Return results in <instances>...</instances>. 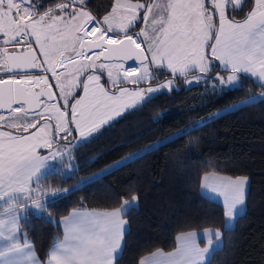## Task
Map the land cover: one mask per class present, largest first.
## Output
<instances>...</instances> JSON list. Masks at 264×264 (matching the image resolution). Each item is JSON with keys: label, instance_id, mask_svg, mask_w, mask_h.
Returning a JSON list of instances; mask_svg holds the SVG:
<instances>
[{"label": "snow or ice", "instance_id": "snow-or-ice-1", "mask_svg": "<svg viewBox=\"0 0 264 264\" xmlns=\"http://www.w3.org/2000/svg\"><path fill=\"white\" fill-rule=\"evenodd\" d=\"M41 6L33 0H0V35L13 47L11 52L0 48V73L8 75L0 79V109L7 113L0 114V129H9L0 130V264H116L125 235L123 216L136 206L135 195L110 211H74L59 222L49 216V222L63 225V239L53 243L45 260L36 255L23 231L24 213L30 207L42 212L47 198L76 187L49 192L42 186L49 162L57 165L55 174L70 178L75 149L102 127L154 93L171 90L177 75L198 72L192 79H212L215 61L228 75L216 72L214 91L241 86V74L264 87V0H211V7L206 0H115L100 19L88 10L87 0H61L43 12ZM245 6L242 19L231 15ZM141 12L144 23L135 31ZM101 57L106 62L97 63ZM128 60L137 63L125 67L121 61ZM33 69L51 72L55 85L47 76L29 75ZM154 69L169 71L172 79L153 86ZM96 71L107 73L114 91L101 83ZM81 80L84 94L76 98ZM53 88L59 89L58 96ZM259 96L264 98V92ZM254 100L249 96L239 103ZM41 148L47 155L40 154ZM216 179L219 183L209 182L205 175L202 187L224 197V216L231 220L245 201L248 178ZM199 235L182 233L172 252L157 249L139 264H206L222 234L220 229H204L205 247L197 242Z\"/></svg>", "mask_w": 264, "mask_h": 264}, {"label": "trees", "instance_id": "trees-1", "mask_svg": "<svg viewBox=\"0 0 264 264\" xmlns=\"http://www.w3.org/2000/svg\"><path fill=\"white\" fill-rule=\"evenodd\" d=\"M57 2L61 0H40L38 10ZM111 3L112 0H87V8L101 17ZM247 10L245 6L244 11L231 15L241 19ZM215 65L210 73L212 79L190 80L198 72L186 77L177 75L171 90L162 89L147 102L112 119L75 149L70 178L55 174V169L45 172L40 184L49 192L76 187L55 199L47 198L42 212L30 207L24 213L27 219L21 221L23 231L41 260L62 233L60 224L49 222V216L59 222L71 208L107 210L135 195L136 206L124 216L127 228L116 264H136L142 254L154 248H172L177 232L204 226L220 229L222 234L220 245L212 249L206 264H264V98L259 96L264 87L241 74V86L217 87L214 91L216 72L224 77L228 73L217 61ZM153 71L156 78L151 84L172 78L167 70ZM96 73L101 75V83L113 90L105 73ZM79 91L80 87L73 95ZM252 95L254 102L240 103L185 129L179 137L167 138L100 171L191 120ZM210 170L248 178L244 208L231 226L224 225L222 204L199 190L200 175Z\"/></svg>", "mask_w": 264, "mask_h": 264}, {"label": "rangeland", "instance_id": "rangeland-1", "mask_svg": "<svg viewBox=\"0 0 264 264\" xmlns=\"http://www.w3.org/2000/svg\"><path fill=\"white\" fill-rule=\"evenodd\" d=\"M39 1L40 0H33V2H38L39 3ZM17 2H19V0H17ZM122 2H126V0H122ZM131 2L132 3H136V2H140V3H146V2H149V0L148 1H143V0H131ZM115 3V0H112V3H111V5H110V7H109V9L101 16V17H97L96 15H94V16H96L97 17V19H100V18H102L104 15H106L110 10H111V8H112V6H113V4ZM27 6V5H26ZM206 6H208V7H211V0H206ZM48 7V6H47ZM44 10H41L40 12H43ZM242 19V18H241ZM216 22H217V24H218V17H217V19H216ZM143 18H142V12H141V19H140V22H139V24L137 25V27L134 29L135 31H139V28L140 27H142L143 26ZM141 40L143 39L142 37L140 38ZM32 46H34V47H36L35 46V41L33 40L32 41ZM142 46L143 47H146V45H143L142 44ZM4 47H7V49L8 48H11L12 47V45H5L4 43H3V37H2V35H0V48H4ZM208 51H209V53H210V48L208 49ZM38 52H39V50L37 49V54H38ZM40 59H43V57H40ZM103 62H106L105 60H104V58L103 57H101V60L100 61H98L97 63H103ZM218 62V61H217ZM122 63V62H121ZM124 64V63H123ZM218 64H219V62H218ZM124 66H125V64H124ZM42 70V71H41ZM38 73H33V72H29V75H32V76H47V77H49V80H48V83L49 84H52V85H55V80L54 79H52L51 78V72H47V73H45L44 71H43V69H41ZM57 71H62V69H57ZM105 73V75H106V77H107V73L106 72H104ZM227 75H228V73L225 75V78L227 77ZM194 76H192V77H190V80L193 78ZM18 78V77H17ZM85 79H86V76H85ZM168 79H172V78H170V77H167L166 79H164V80H162V81H160V82H158V83H155V84H152L153 86H156L157 84H160V83H163V82H165L166 80H168ZM107 80H108V77H107ZM80 83V82H79ZM110 85V84H109ZM141 87H145V86H147V85H140ZM129 87V86H128ZM130 87H133V86H130ZM81 89V88H80ZM83 89V88H82ZM164 89H167V88H164ZM55 91H56V94H57V96L59 95V89H56L55 88ZM262 92H264V90L262 91ZM256 94V93H255ZM77 95L78 94H75L74 96H76V98H77ZM255 96H257V94L255 95ZM251 97H253V95L251 96ZM244 98L245 97H243V98H241V99H239V100H236V101H232V102H229V103H226V104H224V105H222V106H220V107H218L217 109H215V110H212L211 112H209V113H206L205 115H203V116H201V117H198V118H195V119H193V120H191L189 123H187L186 125H184V126H181V127H179L178 129H175V130H172V131H170V132H168V133H166V134H164V135H162V136H160V137H158L156 140H154V141H152V142H150V143H148V144H145V145H143V146H141V147H139V148H137V149H135V150H133V151H130V152H128V153H126V154H124L123 156H121L120 158H118L117 160H115V161H113V162H111V163H109L107 166H105L104 168H102L100 171H103V170H106L107 168H110V167H112V166H115V165H117V164H119V163H121V162H124L125 160H128V159H130V158H132L133 156H135V155H137V154H139V153H141V152H143V151H145V150H147L148 148H150V147H152V146H154V145H156V144H158L159 142H162V141H164V140H166L167 138H170V137H172V136H174V134L175 133H177L178 131H180L181 129H183V130H185V129H187V128H189V127H192V126H194V125H196V124H199V123H201V122H203V121H205V120H208V119H210L211 117H214V116H216L217 114H219L220 112H223V111H225V110H229V109H232L233 107H228L229 105H235V106H237L238 104H240L239 102L240 101H242V100H244ZM54 102H56V101H54ZM59 103L62 105V101H59ZM0 114H4V115H7V113L5 112V113H0ZM52 123H53V125L55 124V121L53 120L52 121ZM67 163V162H66ZM49 164H50V168H48V169H46L45 170V172L46 171H48L49 169H55L56 167H57V165L55 164V162H49ZM100 171H98V172H95V174H98ZM33 187H35V184H33ZM35 211H38L37 209H35V208H33ZM237 215V214H236ZM235 215V216H236ZM235 218V217H234ZM233 218V219H234Z\"/></svg>", "mask_w": 264, "mask_h": 264}, {"label": "crops", "instance_id": "crops-1", "mask_svg": "<svg viewBox=\"0 0 264 264\" xmlns=\"http://www.w3.org/2000/svg\"><path fill=\"white\" fill-rule=\"evenodd\" d=\"M135 65H136V63H131V64H126L125 67L135 66ZM89 74H93V73H89ZM94 74H97V73L95 72ZM97 75H98V74H97ZM84 78H85V77H84ZM82 83H83V81H81V85H80V88H81V89H80V91L78 92L77 98H79V96H82V95L84 94V93H83V89H82V88H83V87H82ZM108 90H109V89H108ZM109 91L112 92V91H114V90H109ZM0 130L8 131L9 129H7V128H3V129H0ZM38 151L40 152L41 155H47V150H46V149H42V148H41V149H38ZM205 175H207V176L209 177V182H215V183H219V180L216 179V178H218V177H233V178H235V177H237V176H245V175H229V174L220 173V172L211 171V170H210V171H205V172H203V173L200 175V180H199V190H200V192H201L202 194H204V195H206V196L212 198V199H215V200L219 201V202L222 204L223 209H224V197H223L222 195H220L218 192H217V193H213L210 189H207V188L202 187V181H203V178H204ZM246 186H247V182H246V185H245V191H246ZM132 196H133V195H132ZM132 196H130V197L127 198V199L130 200ZM119 205H120V204H119ZM119 205L116 206V207H114V208L119 207ZM114 208L107 209V210L96 209V208H71L67 213L63 214V215L59 218V221H60L63 217L69 216V214L72 213V212H74V211H81V212H98V213H99V212L110 211V210H112V209H114ZM243 208H244V203L238 207V210H237L236 214L242 212ZM224 211H225V209H224ZM236 214H235V215H236ZM123 219L126 221V219H125L124 216H123ZM233 221H234V219L227 220V219L225 218V216H224V225H225V226H231V225L233 224ZM60 226H61V231H62V233H61V236L59 237V239H63V235H64L63 225L60 224ZM126 228H127V221H126V225H125V230H126ZM206 228H208V229H212V230L217 229V228H215V227H213V226H204V227H200V228H193V229H187V230L179 231V232H177V233L175 234V237H174V239H175V243H174V246H173L172 248H170V249H163V248H160V247L154 248V249H152V250H150V251H148V252L142 254V255L138 258L136 264H139V261H140V259H141L142 257L147 256V255H149V254L155 252L157 249L163 251L164 253L172 252V251L177 247V239H176V237H177L178 235L182 234V233H187V232H189V231H196V232H198L200 235L197 237V242L199 243L200 247H205V246H206V238L203 236V231H204V229H206ZM213 239L215 240L216 238L213 237ZM55 241H56V240H55ZM55 241H54V242H55ZM54 242H53V243H54ZM122 242H123V241H122ZM53 243L49 246L47 253L49 252V250H50V248L52 247ZM220 243H221V239H220L219 243L217 244V246H219ZM217 246H216V247H217ZM216 247H214V248H216ZM214 248H213V249H214ZM211 251H212V250H211ZM211 251H210V253H211ZM210 253L208 254V256L210 255ZM118 254H119V253H118ZM208 256H207V258H208ZM38 258H39V257H38ZM39 259H40V258H39ZM45 259H46V256H45V258L42 259V260H45ZM40 260H41V259H40Z\"/></svg>", "mask_w": 264, "mask_h": 264}, {"label": "water", "instance_id": "water-1", "mask_svg": "<svg viewBox=\"0 0 264 264\" xmlns=\"http://www.w3.org/2000/svg\"><path fill=\"white\" fill-rule=\"evenodd\" d=\"M34 47V46H33ZM143 47V46H142ZM35 48V47H34ZM13 50V47H11V48H8V51L9 52H11ZM122 63H124L125 65L126 64H131V63H137L135 60H128V61H121ZM38 69H33V70H31L30 72H35V71H37ZM0 74H5V73H0ZM8 77H6V78H0V79H7ZM44 87H47V85H44ZM35 90L36 91H39L40 90V86L39 85H37L36 87H35ZM54 91V90H53ZM0 112H6V110H4V109H0Z\"/></svg>", "mask_w": 264, "mask_h": 264}, {"label": "built area", "instance_id": "built-area-1", "mask_svg": "<svg viewBox=\"0 0 264 264\" xmlns=\"http://www.w3.org/2000/svg\"><path fill=\"white\" fill-rule=\"evenodd\" d=\"M6 77H8L7 74H0V78H6ZM0 113H5V112H0Z\"/></svg>", "mask_w": 264, "mask_h": 264}]
</instances>
